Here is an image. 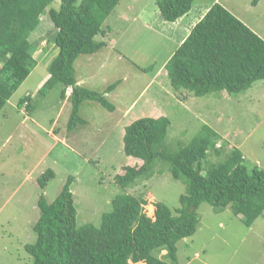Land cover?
<instances>
[{
    "label": "rangeland",
    "instance_id": "rangeland-1",
    "mask_svg": "<svg viewBox=\"0 0 264 264\" xmlns=\"http://www.w3.org/2000/svg\"><path fill=\"white\" fill-rule=\"evenodd\" d=\"M252 1L194 0L192 8L200 6L205 11L218 3L253 26L264 40V0L255 6ZM57 6L58 0L52 4ZM189 18L192 16L184 21ZM40 22L29 39L32 71L0 111V264H31L24 245L33 244L36 238L32 226L39 217L38 197L43 193L51 203L68 176L75 179L70 191L76 227L99 226L101 215L111 210V200L122 192L143 198V210L150 218L156 202L171 211L179 207L185 185L167 173L155 174L124 191L114 183L113 177L122 167L138 165L139 160L123 154L122 136L124 128L140 118L159 115L169 119L161 146L166 150L186 144L207 125L239 149L248 168L264 169V80L232 95L216 92L198 98L184 89L174 91L164 64L179 45L169 32L176 23L162 21L155 0H120L102 24L103 34L94 38L105 42L104 49L75 60L79 85L98 92L117 85L106 94L114 111L84 102L79 115L86 124L68 136L71 103L60 97L61 85L37 94L57 52L48 15H42ZM26 96L30 97V113L25 106L17 107L18 100ZM222 161L223 154L209 155L203 168ZM47 169L55 177L41 191L37 178ZM197 214L195 233L176 243L175 264H264V212L249 228L229 207L216 210L202 203Z\"/></svg>",
    "mask_w": 264,
    "mask_h": 264
},
{
    "label": "trees",
    "instance_id": "trees-1",
    "mask_svg": "<svg viewBox=\"0 0 264 264\" xmlns=\"http://www.w3.org/2000/svg\"><path fill=\"white\" fill-rule=\"evenodd\" d=\"M55 1L0 0V111L32 71L29 39L39 29L41 16L47 14L54 30L51 42L57 52L47 68L48 79L37 94L44 95L54 85H61L60 97L71 103L68 136L86 124L79 115L84 102H95L108 112L114 111L106 94L117 83L101 92L81 86L73 64L81 55L104 49L105 42L94 38L103 34L101 26L120 0H58L54 8ZM259 2L253 0L251 5ZM193 3L194 0H155L163 22L173 23L190 12L198 18L164 64L171 88L184 89L200 98L216 92L239 94L264 80V40L253 26L218 3L205 11L200 6L192 8ZM29 101V96L21 98L17 107L25 106L28 112ZM169 125V119L160 116L143 117L126 126L122 152L139 161L138 165L122 167L113 180L124 191L155 174L167 173L185 185L179 207L171 211L156 202L150 218L143 210V198L122 192L111 200V210L101 215L99 226L76 227L70 191L75 179L68 176L51 203L43 193L38 197L39 217L32 226L36 238L33 244L24 245L31 264H175L176 243L195 233L199 224L197 209L202 203L216 210L229 207L244 226L251 227L264 212V169L248 168L239 149L228 145L207 125L186 144L166 150L161 146ZM225 151L228 152L224 154ZM221 154L222 162L203 168L209 155ZM54 177L50 169L39 175L40 190ZM162 251L165 254L160 255Z\"/></svg>",
    "mask_w": 264,
    "mask_h": 264
},
{
    "label": "crops",
    "instance_id": "crops-1",
    "mask_svg": "<svg viewBox=\"0 0 264 264\" xmlns=\"http://www.w3.org/2000/svg\"><path fill=\"white\" fill-rule=\"evenodd\" d=\"M192 14V12L186 14L185 16H183L182 18L178 19L177 21L173 22V24L176 23V27H173L169 30V32L175 36L176 38V42H178V44H180L188 35L190 29L192 28V26L197 22L198 18L197 15L193 16L190 15ZM188 16H192V18H189L188 20L184 21V18L188 17ZM184 36V39H182V37ZM156 76V73H155ZM78 81V80H77ZM159 115H154V116H149V117H153V118H157ZM53 127V126H52ZM51 127V128H52ZM59 140V139H58Z\"/></svg>",
    "mask_w": 264,
    "mask_h": 264
}]
</instances>
